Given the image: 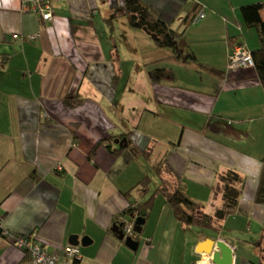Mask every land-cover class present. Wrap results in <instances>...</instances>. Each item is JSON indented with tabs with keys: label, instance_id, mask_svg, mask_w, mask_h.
I'll return each instance as SVG.
<instances>
[{
	"label": "crops",
	"instance_id": "0c3cea01",
	"mask_svg": "<svg viewBox=\"0 0 264 264\" xmlns=\"http://www.w3.org/2000/svg\"><path fill=\"white\" fill-rule=\"evenodd\" d=\"M145 1L158 10L168 41L170 29L183 30L197 59L219 72L177 61L163 74L171 45L155 46V34L135 27L125 0H53V20L26 10L24 0H0V221L12 231H35L49 251L77 234L85 264H216L197 251L207 237L230 244L234 264H264L259 130L238 112L247 91H258L264 107V82L254 65H231L229 53L234 35L248 48L259 45L241 10L257 0ZM198 3L209 12L186 23ZM63 92L85 101L71 105ZM113 134L131 142L118 153L99 145ZM250 139L253 145L239 143ZM163 158V177L170 179L171 169L212 213L223 204L222 172L254 170L258 178L246 181L236 213L213 227L186 226L155 195L133 248L114 226L131 201L144 200L142 187L126 193L137 182L149 177V195L153 181L156 191ZM240 229L250 238H238ZM30 254L0 236V264H28Z\"/></svg>",
	"mask_w": 264,
	"mask_h": 264
},
{
	"label": "trees",
	"instance_id": "16d2710c",
	"mask_svg": "<svg viewBox=\"0 0 264 264\" xmlns=\"http://www.w3.org/2000/svg\"><path fill=\"white\" fill-rule=\"evenodd\" d=\"M191 3V2H189ZM200 4L198 3L196 12L192 15H189L190 18H185L186 23L192 22L193 20H197V16L202 9L207 7H202L200 9ZM190 6V4H189ZM192 6L189 7V11H191ZM124 9L126 13L129 14L131 23L138 27L140 30L146 29L147 31L155 34V46L160 44H170L172 55H168L167 59L169 60L170 67L164 68L163 74H170L173 70V63L175 62H184L187 64H191L198 68H207L214 72H219L217 67L209 65L207 63L200 62L197 59V56L191 46V43L186 38L184 31H179V35L173 32V29H170V34L172 38V42L168 41L165 35H162L158 30V24L161 21L159 16V12L156 8L149 5L145 0H125ZM209 9V8H208ZM198 10V11H197ZM210 10V9H209ZM242 13L244 15L246 24L250 27H256L259 34V45L254 48H249L253 54V58L255 61L254 66L259 72V75L264 82V0H257L252 2H247L242 4L241 6ZM144 28V29H143ZM160 40V42H159ZM175 41V42H174ZM245 45L244 40L241 38V35H234L230 40V56L235 52L238 45ZM183 50L185 52H183ZM231 61V57H230ZM160 69V68H159ZM63 96L66 98L67 103L71 105H82L85 101V97L80 93L70 94L63 92ZM122 135L113 134L110 137L103 138L99 141V145L104 143L112 152L118 153L125 147V145H121V137ZM76 138V137H75ZM118 141V143H115ZM131 140H128L129 143ZM98 146V145H97ZM96 147V146H95ZM262 171L260 174V178L258 181L256 199L258 202L264 204V155L262 157ZM168 166L167 158H163L161 164L157 167L158 172L163 177V171ZM171 174V178L167 179L163 177L162 182L154 191L151 199L142 200V201H131L130 205L127 206L126 209L123 210L122 213L125 212V218L129 221H133L135 219V223L140 215L143 213V209L149 213L150 206L154 201H151L156 193L162 192L167 196L168 203L170 204L173 212L178 217L179 220L186 226L199 225L204 227H213L220 220L228 216L229 214L235 213L240 204L241 198L244 193V185H245V176L241 173L237 168H229L226 171L220 174V178L222 181V193H223V204L219 206L214 213L208 212L204 209L205 204L192 196L187 190L185 181H181V177L176 175L171 169H169ZM174 183H169L170 181ZM146 179L149 180V177H144L136 185H134L131 189H129L126 193L133 194L135 187H142L143 192L150 190V183L145 182ZM177 179V180H176ZM145 183V184H144ZM143 185V186H142ZM135 197V196H134ZM146 214V217H147ZM119 218V215L116 217ZM121 218V217H120ZM119 218V219H120ZM116 220V224L119 221ZM118 225V224H117ZM123 225V224H122ZM125 225V224H124ZM144 225V224H143ZM124 229V228H123ZM132 229L126 230L127 235L132 234L135 238H138L141 231H138L135 227L132 232ZM135 231V232H134ZM119 234V232H117ZM262 237H260L261 246L264 251V229L261 231ZM120 235V234H119ZM0 236L8 237L13 243L17 244V237L24 236L27 239H36L40 241L37 237L35 231L32 233H22L17 231H12L6 229L1 221H0ZM126 238V237H125ZM43 244V243H42ZM20 246V245H19ZM26 248L30 251V247L20 246ZM31 252V251H30ZM79 262L83 261V257L78 259Z\"/></svg>",
	"mask_w": 264,
	"mask_h": 264
},
{
	"label": "built area",
	"instance_id": "2783aa9c",
	"mask_svg": "<svg viewBox=\"0 0 264 264\" xmlns=\"http://www.w3.org/2000/svg\"><path fill=\"white\" fill-rule=\"evenodd\" d=\"M24 7L26 10H34L40 13L47 20L52 19L54 15L53 0H24ZM208 12V8L202 9L197 20L204 18ZM230 57L233 66H253L255 64L252 52L242 44L237 46ZM17 244L30 247L31 257L28 264H85L84 261L79 262L78 260L82 257L79 245L69 244L65 247V251L60 253L45 249L44 244L34 238L27 239L24 236H19L17 237Z\"/></svg>",
	"mask_w": 264,
	"mask_h": 264
},
{
	"label": "rangeland",
	"instance_id": "374dc122",
	"mask_svg": "<svg viewBox=\"0 0 264 264\" xmlns=\"http://www.w3.org/2000/svg\"><path fill=\"white\" fill-rule=\"evenodd\" d=\"M54 17H55V11H54V15H53L52 19H49V20H53ZM195 24L198 25L199 22H196ZM250 38H253L252 35L250 36ZM246 96H247L246 99L248 101H246L245 107L239 108L238 112H241L244 115L245 114L247 115L246 118L248 121L244 122V123L248 124L250 122V120H253V122L251 123L253 129L255 131L259 130V135H258V138L256 140V144H257V147L259 148V151L261 153L256 152V155L258 156V158H260V155H261V158H260V160H261L262 156L264 155V107L260 106V97L261 96H260V93L258 91H247ZM252 116H253V118H252ZM239 143L247 144V145L248 144L253 145L255 142L253 139H250L249 143H246L244 141H239ZM139 161H141L142 165L144 166V164L146 162V156L145 155L142 156L141 159H138V162ZM244 176H245V183H246V181L252 183V181H256L258 178V175L256 174V172L254 170H252L249 175H244ZM188 182H189L190 188L193 189L194 182L191 180H189V181L187 180V183ZM157 185L158 184H156V182H154V181L152 182L151 194L149 195V191H147L144 198H143L144 200H148V199L152 198L153 193H154V189ZM163 197H165V199H167V196L164 195V193H162V194L157 193L154 200L155 201H162ZM235 213H233V214H235ZM241 219L244 220V222L246 223V226H247L248 225L247 218L246 219L241 218ZM239 228H241V227H239ZM256 230H258V229H256ZM251 234H253V232ZM237 237L238 238H245V239L250 238L249 236L245 235V231H241V229H240V233L237 234ZM247 240H251V239H247ZM247 240H245L244 242H248ZM249 244L252 246H257V242L254 241L253 239H252V241L249 242Z\"/></svg>",
	"mask_w": 264,
	"mask_h": 264
},
{
	"label": "water",
	"instance_id": "95a60500",
	"mask_svg": "<svg viewBox=\"0 0 264 264\" xmlns=\"http://www.w3.org/2000/svg\"><path fill=\"white\" fill-rule=\"evenodd\" d=\"M128 138L124 137L120 140L121 145L125 143L128 144ZM147 211L143 209L142 215H140L136 221V229L142 231L143 224L146 222ZM114 229L117 230L122 238L127 239V243L133 247L137 248L139 246L140 240L135 238L132 234L127 235L123 228H120L119 225H115ZM71 242L78 244L81 242L79 236L76 234L71 237ZM83 243H88V238H83ZM218 246V248H216ZM197 251L199 253L207 252L212 255L213 260L216 264H234L233 257V248L223 239H217L216 237H207L205 240L201 241L198 245Z\"/></svg>",
	"mask_w": 264,
	"mask_h": 264
},
{
	"label": "flooded vegetation",
	"instance_id": "af4514ba",
	"mask_svg": "<svg viewBox=\"0 0 264 264\" xmlns=\"http://www.w3.org/2000/svg\"><path fill=\"white\" fill-rule=\"evenodd\" d=\"M117 224L119 225L120 228H124V230H128L130 227V229H132L130 232L133 231V229H135L136 227V223H135V219H134V222L133 221H129L127 219H124L123 217H121L119 219V221L117 222ZM123 224V225H122ZM125 224V225H124ZM135 232V231H134Z\"/></svg>",
	"mask_w": 264,
	"mask_h": 264
},
{
	"label": "bare ground",
	"instance_id": "6f19581e",
	"mask_svg": "<svg viewBox=\"0 0 264 264\" xmlns=\"http://www.w3.org/2000/svg\"><path fill=\"white\" fill-rule=\"evenodd\" d=\"M69 244H74V243H68V244L64 245V247H63L62 250H54V251H58V252H60V253H63V252L65 251V247H66L67 245H69ZM75 245H77V244H75Z\"/></svg>",
	"mask_w": 264,
	"mask_h": 264
},
{
	"label": "clouds",
	"instance_id": "9594fccd",
	"mask_svg": "<svg viewBox=\"0 0 264 264\" xmlns=\"http://www.w3.org/2000/svg\"><path fill=\"white\" fill-rule=\"evenodd\" d=\"M127 230V229H126ZM126 230H125V232H126Z\"/></svg>",
	"mask_w": 264,
	"mask_h": 264
}]
</instances>
